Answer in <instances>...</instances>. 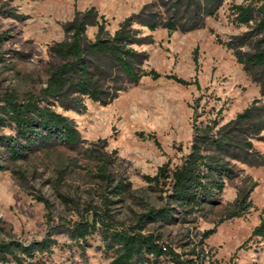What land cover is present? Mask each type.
Returning <instances> with one entry per match:
<instances>
[{"label": "rangeland", "instance_id": "obj_1", "mask_svg": "<svg viewBox=\"0 0 264 264\" xmlns=\"http://www.w3.org/2000/svg\"><path fill=\"white\" fill-rule=\"evenodd\" d=\"M7 1L23 19L0 16V92L15 90L20 96L37 93L45 84L47 67L54 57L50 45L65 37L63 26L74 9L94 7L105 28L112 33L119 23L152 0H0ZM241 0H226L216 16L207 17L204 27L168 33L159 27L149 32L153 42L143 45L148 54L145 68L161 75L171 74L195 84H180L171 79L142 77L129 85L110 103L85 100V110L54 109L73 120L82 141L75 146L49 145L25 159L11 162L0 146L3 162L24 173L19 180L9 169L0 171V241L17 240L28 244L52 232L55 243L50 251L35 254L43 264H109L113 251L104 249L98 229L84 239H71L66 227L80 220L94 207L101 206L103 193L112 200L109 211L120 226L134 222L135 213L146 204L161 205L159 192L144 179L155 174L165 162L173 168L188 152L192 138L194 110L197 121L213 117L223 121L242 111L253 99L260 98L259 85L243 70L225 42L233 34L247 30L232 21L231 5ZM96 26H88L93 38ZM9 128H1L0 134ZM155 141H154V139ZM158 143V144H157ZM264 154V143L255 142ZM101 158L115 179L129 182L123 197L107 192L98 175ZM237 176L225 183L222 193L203 213L181 220L149 224L144 230L161 236V242L176 252L191 244L200 245L206 229L214 232L204 238L210 259L217 264H264V240H247L264 211V165L236 163ZM248 193L251 207L241 216L225 218L239 194ZM40 193L48 208L34 199ZM61 231V232H58ZM9 264H15L10 262ZM158 264H165L164 258Z\"/></svg>", "mask_w": 264, "mask_h": 264}, {"label": "trees", "instance_id": "obj_2", "mask_svg": "<svg viewBox=\"0 0 264 264\" xmlns=\"http://www.w3.org/2000/svg\"><path fill=\"white\" fill-rule=\"evenodd\" d=\"M225 1L152 0L125 17L112 33L105 28V20L98 17L94 7L84 11L74 9L72 19L63 26L65 37L49 47L55 60L48 64L44 86L37 93L27 92L22 96L15 90L0 92V127L11 130L0 134V146L6 159L25 160L45 146L58 143L75 146L82 141L73 120L56 111L55 106L83 112L86 99L105 105L145 76L151 79L162 76L180 84L198 86L196 81L161 75L153 68L144 67L148 54L140 47L151 44L153 38L142 29L152 32L163 27L172 33L202 28L205 19L216 16ZM231 9L232 21L245 25L247 30L231 35L225 42L216 38V42L231 50L246 74L259 85L261 99H253L226 121L218 111L213 117L197 121L194 110L192 138L181 162L173 168L165 162L155 174L144 175L145 181L159 192L160 206L146 204L143 211L135 213L132 224L120 226L109 211L112 200L103 193L101 206L87 210L80 220L66 227L71 239H84L98 229L104 249L114 253L109 264H158L161 258L165 264H217L203 245L204 238L214 229L203 232L200 245L191 244L181 252L163 244L160 235L144 230L149 224L174 221L176 210L181 220L203 213L222 193L226 181L237 176L236 163L264 165V154L255 147V142L264 143V0H241L233 3ZM0 16L24 18L7 1L0 3ZM88 26L97 27L93 38L86 35ZM4 36V32H0V45ZM3 60L0 51V63ZM3 158L0 155V171L9 169L19 180H24V173L10 169ZM100 160L98 175L105 187H109L107 192L123 197L130 190L129 182L115 179L106 167L109 161ZM33 197L48 208L47 199L40 193ZM250 207L248 193L239 194L225 218L239 217ZM253 237L264 240V214L247 240ZM54 243L50 231L28 244L17 240L0 241V264H43L39 259L33 260L35 254L50 251Z\"/></svg>", "mask_w": 264, "mask_h": 264}]
</instances>
